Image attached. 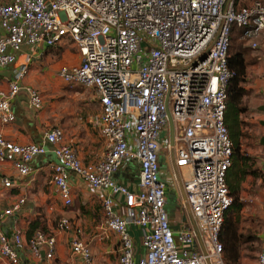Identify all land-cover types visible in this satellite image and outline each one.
<instances>
[{"label": "built area", "instance_id": "2783aa9c", "mask_svg": "<svg viewBox=\"0 0 264 264\" xmlns=\"http://www.w3.org/2000/svg\"><path fill=\"white\" fill-rule=\"evenodd\" d=\"M0 30V68L12 72L0 88V125L15 121L11 99L30 62L25 55L15 64L22 45L33 50L69 44L77 61L60 65L57 76L69 87L91 90L99 111L88 122L101 144L99 156L84 161L61 127L47 128L39 143L9 140L0 129V163L13 170L3 185L27 176L48 143L61 207L73 204L69 172L105 191L99 203L117 264H226L219 230L232 202L225 181L232 142L224 123L231 35L237 30L251 50H264V0H8L0 1ZM23 88L30 107L41 110L39 90ZM259 93L264 100V87ZM128 160L138 164L137 189L114 178ZM167 169L171 180L164 177ZM177 177L184 198L175 228L166 191L170 182L178 185ZM24 200L2 208L0 220L18 212ZM60 225L74 229L68 264H94L79 226L66 217ZM129 225L141 229L138 248ZM24 244L19 232L0 229L2 264H23ZM27 246L33 256L43 253L56 264L53 233L37 229ZM255 264H264V249Z\"/></svg>", "mask_w": 264, "mask_h": 264}, {"label": "crops", "instance_id": "0c3cea01", "mask_svg": "<svg viewBox=\"0 0 264 264\" xmlns=\"http://www.w3.org/2000/svg\"><path fill=\"white\" fill-rule=\"evenodd\" d=\"M61 47L43 46L32 50L27 45H22L20 51L16 54L15 64L21 62L25 55H29V70L21 82V90L11 99L15 121L8 125H0V129L9 140L18 143H39L42 141L43 132L47 128L52 126L61 127L65 132L66 141L77 148L79 157L84 161H91L99 156L101 144L98 135L90 129L88 121L94 113L99 111V105L91 90L80 85L69 87L58 78L63 85V87H60L55 84L53 75H48L49 70L54 67L53 64H50V60L62 53ZM32 65L35 66L33 69L31 68ZM55 75L57 76V70ZM11 77V68H0V88L6 87ZM27 85L38 87L33 86L40 91L44 99V106L41 110L34 111L30 107L28 94L23 88ZM249 94L247 92L243 101L250 96ZM255 98L257 104L253 101L246 104L243 102L247 109L240 115V118L247 121V124L241 123L239 129L242 132L243 129L254 128L259 134L258 139L261 140L264 137V100L260 93L256 94ZM88 101L96 105L95 110L90 109L91 106L89 107ZM45 146L46 152L30 162V173L19 180H15L14 185L10 187H5L2 180L7 175L12 174V166L8 162L0 163V210L10 206L19 197L23 196L25 198L18 212L0 220V229L6 234L15 231L21 234L25 244L19 250V258L23 264L49 263L44 259L43 253L37 257L31 254L27 246V240L30 234L37 229L53 233L56 236L55 263L68 264L69 247L67 240L74 235V229L73 226L64 229L60 225L61 218L66 217L73 225H82L83 229H80L78 236L89 245L94 264H117L116 257L111 260L109 255L112 247L116 248V244L111 245L109 243L108 238L110 236L108 237L104 232V221L95 218L96 214L102 216L99 197L105 191H94L88 183L78 178L73 172H69L68 179L73 196V207L70 209L69 207H61L50 176V166L54 161V156L51 152V145L45 143ZM127 165L128 162L124 163L117 174H114V178L131 189H137L138 175L132 182L125 178ZM137 174H139V170ZM170 191L171 187H168L166 191V208L172 226L176 228L179 226V218H176L175 211L168 208ZM259 202L262 203L261 208L258 209L259 211L256 212L255 208H249L248 211H245V215L247 216V226L257 236L256 242L259 244L260 250L264 249V193L260 194ZM246 207L243 208V211ZM179 214V217H181V212ZM29 227H33L31 232L28 231ZM138 231L141 234L139 227L128 226V232L132 234L137 248L140 246V236L139 241H136L134 234ZM255 259L251 264H255ZM239 261V264H243L241 259ZM2 263L3 260L0 257V264Z\"/></svg>", "mask_w": 264, "mask_h": 264}, {"label": "trees", "instance_id": "16d2710c", "mask_svg": "<svg viewBox=\"0 0 264 264\" xmlns=\"http://www.w3.org/2000/svg\"><path fill=\"white\" fill-rule=\"evenodd\" d=\"M245 3V2H242ZM231 35V42L234 38ZM230 46H232L230 44ZM248 60L243 50L234 49L228 56L230 76L226 85V106L224 111V123L227 127L232 142L231 164L225 174V181L228 186L232 202L224 212L223 221L219 230V239L223 245V254L226 264H238L241 243L244 239L250 238L257 241L254 231L245 226L246 231L253 235L244 236L241 228L242 221L247 222V216L243 208L246 203L239 191V182L247 176L258 177L263 173L262 167L257 163L255 156L247 154L243 150V132L239 126L242 123L240 115L246 111L243 105V98L248 90L245 86L247 77ZM242 136V137H241ZM247 225V223H246ZM33 227H29L31 232Z\"/></svg>", "mask_w": 264, "mask_h": 264}, {"label": "rangeland", "instance_id": "374dc122", "mask_svg": "<svg viewBox=\"0 0 264 264\" xmlns=\"http://www.w3.org/2000/svg\"><path fill=\"white\" fill-rule=\"evenodd\" d=\"M238 31L233 30L232 32V38H234L231 42L230 46V51L234 49L243 50L246 53V57L248 60V65H247V77H246V82L245 86L248 89V93H250L248 97L244 99V103H248L249 101H253L257 104V101L255 100L256 94H259V89L264 86V50H251L249 47H247L245 44H243L239 39H238ZM61 54L59 53L56 55L55 58H52L50 60V64H53L54 67L52 70H49L48 75H53L55 84H57L60 87H63L61 84L62 82L58 79V77L55 75V72L58 68L59 65L63 64H73L77 61L76 58V51L74 48L66 44L65 46L60 48ZM30 62L27 67V72L29 70ZM35 66L32 65L31 68L33 69ZM37 87L36 85H33ZM38 88V87H37ZM40 92V91H39ZM88 105L91 110L96 109V105L90 101H88ZM243 118V116H242ZM242 123L247 124V121H242ZM253 127V126H252ZM243 135L244 139L242 141L243 144V150L247 153L250 154L251 156H255L256 160L258 161V165L262 167L263 173L259 175L258 177H253V176H247L239 182V191L241 192L242 198L245 201L246 209L244 211H248L249 208H255L256 212L259 211L261 207V202H259V197L260 194L264 193V144L262 145L260 143V140L258 139V133L255 131L254 128L252 129H243ZM127 168H126V176L125 178L132 182L136 176L138 175V166L135 161L128 160ZM124 162V163H126ZM123 163V164H124ZM122 164V165H123ZM122 165L117 169V171L114 173L115 175L117 172L121 169ZM162 166H165L163 163ZM168 172V169H167ZM170 172H168V176L166 173L167 179L171 180L170 178ZM165 178V179H166ZM170 187H171V194L168 197V203H169V209L172 211H175L176 213V218H182L180 216V212L182 211L181 209V200L182 196L181 193L178 191V185L176 183L170 182ZM251 206V207H250ZM73 204L69 207L72 208ZM253 210V209H252ZM96 220H102L101 215H95ZM246 222L242 221L241 223V228L244 236L246 235H253L251 232L246 231L245 228ZM80 229L82 230V225L79 226ZM104 227V225H103ZM110 236V237H109ZM108 240L111 245L114 243V237L112 235H109ZM136 236V241H139V231L135 232L134 237ZM257 251H259V244L256 241H253L250 238H246L242 241L241 247H240V252H239V257L242 260L243 264H251V262L256 258ZM111 260L116 257V248L112 247L111 253H109ZM239 259V260H240ZM240 262V261H239ZM239 264V263H238Z\"/></svg>", "mask_w": 264, "mask_h": 264}, {"label": "water", "instance_id": "95a60500", "mask_svg": "<svg viewBox=\"0 0 264 264\" xmlns=\"http://www.w3.org/2000/svg\"><path fill=\"white\" fill-rule=\"evenodd\" d=\"M171 141H172V134H171ZM260 141L263 144L264 143V137H262ZM177 183H178V186H179V190H180L181 196H182V198H184V193H183V190H182L181 182H180L178 177H177Z\"/></svg>", "mask_w": 264, "mask_h": 264}]
</instances>
